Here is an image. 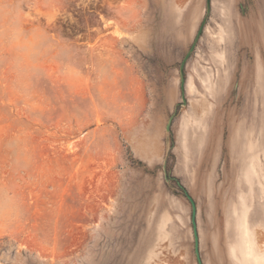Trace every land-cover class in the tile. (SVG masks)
Listing matches in <instances>:
<instances>
[{
	"label": "rangeland",
	"instance_id": "rangeland-1",
	"mask_svg": "<svg viewBox=\"0 0 264 264\" xmlns=\"http://www.w3.org/2000/svg\"><path fill=\"white\" fill-rule=\"evenodd\" d=\"M206 7L0 0V264H198L185 191L203 264H264V0Z\"/></svg>",
	"mask_w": 264,
	"mask_h": 264
},
{
	"label": "water",
	"instance_id": "water-1",
	"mask_svg": "<svg viewBox=\"0 0 264 264\" xmlns=\"http://www.w3.org/2000/svg\"><path fill=\"white\" fill-rule=\"evenodd\" d=\"M206 3H207L206 11H207V17H208V15L211 12V0H206ZM207 17L203 20V22H202V24H201V26H200V28H199V30L197 32V35L195 37L194 43L192 44V46L189 49V51L186 53L181 65H180L181 90H182L183 104L186 103V99H185L186 78H185L184 72H185V69H186L187 62L190 59V57L192 56V54L194 53V51L196 49V46H197V43L199 42V40H200V38H201V36L203 34V31H204V28H205V25H206V22H207ZM174 116L175 115H172L169 118V120H168V123H167V126H166V131L168 133L170 132V128H171V124L173 122ZM163 168L166 171V168H167L166 163L163 165ZM166 180L169 181V178H168L167 174H166ZM184 193H185L187 199L189 200V202L191 203V209H192V219H191V221H192L193 235H194L195 254H196V257H197V260H198V264H203L202 260H201V257H200V252H199V232H198L197 219H196L197 218V206H196V203L193 200V198L190 195H188V193L186 191Z\"/></svg>",
	"mask_w": 264,
	"mask_h": 264
},
{
	"label": "crops",
	"instance_id": "crops-1",
	"mask_svg": "<svg viewBox=\"0 0 264 264\" xmlns=\"http://www.w3.org/2000/svg\"><path fill=\"white\" fill-rule=\"evenodd\" d=\"M101 243H99V242H96L95 243V245L93 246V249L90 251L91 253H93L91 256V260H86L85 261V264H99L100 262H101V264H102V261H99V262H96V258L98 259V254H96V253H94V251L96 250V248L100 245ZM245 252V251H244ZM243 255L245 256V258L247 259V258H249L250 257V255L249 254H247L246 252L245 253H243Z\"/></svg>",
	"mask_w": 264,
	"mask_h": 264
}]
</instances>
